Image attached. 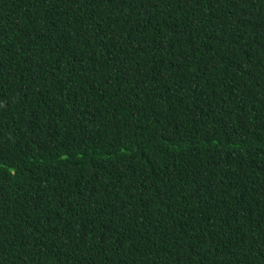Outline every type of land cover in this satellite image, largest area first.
<instances>
[{
  "label": "trees",
  "instance_id": "obj_1",
  "mask_svg": "<svg viewBox=\"0 0 264 264\" xmlns=\"http://www.w3.org/2000/svg\"><path fill=\"white\" fill-rule=\"evenodd\" d=\"M0 264H264V0H0Z\"/></svg>",
  "mask_w": 264,
  "mask_h": 264
}]
</instances>
